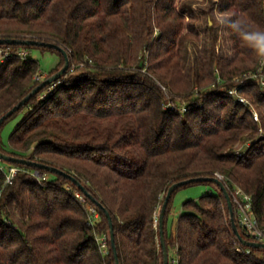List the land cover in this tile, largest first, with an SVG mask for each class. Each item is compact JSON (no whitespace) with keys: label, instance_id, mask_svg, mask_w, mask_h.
I'll use <instances>...</instances> for the list:
<instances>
[{"label":"trees","instance_id":"trees-1","mask_svg":"<svg viewBox=\"0 0 264 264\" xmlns=\"http://www.w3.org/2000/svg\"><path fill=\"white\" fill-rule=\"evenodd\" d=\"M180 4L0 0V40L56 44L69 56L66 74L0 126L2 154L67 174L0 160V264H116L107 214L120 264H164L156 219L169 189L190 179H219L217 174L226 187L252 197L264 228V87L245 79L264 76L263 61L231 29L233 57L217 56L215 27L208 24L211 48L184 73L187 42L199 34ZM215 6L250 29L264 28V0L212 2L210 17ZM32 50L59 57L42 82L34 79L41 66ZM85 60L91 65L79 68ZM65 63L53 47L0 44V119ZM234 90L258 112L260 123L230 95ZM12 121L17 124L5 142L2 132ZM239 143L247 148L238 150ZM1 165L20 169L11 185H5ZM196 185L218 192L186 201L170 231L176 192ZM234 218L244 239L253 242L236 213ZM164 237L169 264L171 255L177 264H264V247L236 238L228 202L214 182H194L172 194Z\"/></svg>","mask_w":264,"mask_h":264},{"label":"rangeland","instance_id":"rangeland-1","mask_svg":"<svg viewBox=\"0 0 264 264\" xmlns=\"http://www.w3.org/2000/svg\"><path fill=\"white\" fill-rule=\"evenodd\" d=\"M212 2H219V0H181V4L179 6L180 10H183L185 8L187 11L191 13V18H188V21L191 22L194 29L199 34V38H190L187 42V48L186 52L183 56V72L188 73L190 69H192L195 66V62L200 60L205 52L211 48L212 45V33L211 30L208 27L209 25H212L215 27V34L217 36L216 44H215V52L217 56L225 57V58H232L233 57V43L229 38L228 34V28H224L220 25H218L214 19V13L217 11V6L214 7V11L210 17L209 9L212 6ZM213 17V19H211ZM31 56L34 60L38 61L41 66L40 72H43L45 76L47 77V74L58 64L59 57L58 55L51 54V53H42L40 50H32ZM264 65V64H263ZM250 75V74H248ZM259 75L263 78L264 82V76L259 73ZM251 76V75H250ZM250 76H247L246 81H255L256 78H250ZM262 81L257 82L261 84L262 87H264V83ZM164 93L167 91L166 89L161 86ZM234 93V94H232ZM230 95L234 97V100H245L246 103L241 102L245 107L250 109V111L254 115L255 119V113L258 115V112L254 109V107L242 96L234 90L233 92H230ZM43 98V97H41ZM259 119V115H258ZM256 121V120H255ZM257 122L260 123V120ZM17 124V121H12L7 124L6 128L2 132V138L5 142L8 141V137L11 134V132L14 130L15 125ZM263 136V134H262ZM236 148L238 150H245L247 148V145L244 143H239L236 145ZM220 180V179H219ZM223 184L224 182L220 180ZM225 185V184H224ZM226 187V186H225ZM239 188V187H238ZM228 193L229 190L226 187ZM210 191L214 192L215 194L218 192V190L215 187H207L204 185H196L189 188L180 189L176 192L174 198H173V204L171 209V214L169 216L168 221V228L170 231L173 229L175 230L176 222L179 218V216L182 214V206L186 201L189 200H199V198L205 196ZM230 195V194H229ZM231 198V196H230ZM232 201V200H231ZM234 214L236 213L235 205L232 202ZM237 215V214H236ZM238 220V217H237ZM240 231V230H239ZM241 233V232H240ZM172 261L176 258L171 255Z\"/></svg>","mask_w":264,"mask_h":264},{"label":"water","instance_id":"water-1","mask_svg":"<svg viewBox=\"0 0 264 264\" xmlns=\"http://www.w3.org/2000/svg\"><path fill=\"white\" fill-rule=\"evenodd\" d=\"M0 44H8V45L24 44V45H36V46L37 45L49 46V47H53V48L59 50L64 55L65 60H66L65 66L59 71V73L57 75H55L54 77L48 79L47 81H44L43 84L39 88H37L35 91H33V93L31 95L26 97L12 111H9V113L7 115H5L4 117H2L0 119V126H1L7 117L11 116L14 113V111L19 109L24 104H26L27 101L32 96L38 94L43 86H45L47 84H53V83L59 81L66 74V72L69 69V56H68V54L66 53V51L62 47H60V46H58L56 44L40 43V42L35 41V40H27V41L0 40ZM0 160L6 161V162H12V163L18 162V163L25 164V165H28V166L45 168V169L50 170L53 173H57V174L62 175V176H67V174L64 171L60 170V169L45 167L43 165H40V164H37V163H34V162H30V161H27V160H19V159L7 157L4 154H2L1 152H0ZM69 177H70V179L73 182L77 183V181H76V179L74 177H72V176H69ZM194 182H214V183H216L221 188V191L223 192V194L226 197V200L228 202L232 230H233L236 238L239 240V242L242 245H245V246H249V247H253V248L264 247V244H262V243H256V242L247 241L246 239H244L243 235L240 233V231H239V229L237 227L235 218H234V210H233V205H232V201H231L230 195H229L225 185L219 179H213V178L190 179V180H187V181L176 183L169 189V191H168V193L166 195L165 203H164V205L162 206V209H161V213H160V216H159V223L158 224H159V230H160V246H161L162 250L164 251V264H169V255H168V251H167V248H166L165 237H164V217H165V214H166V210H167V206H168L169 200H170L172 194L178 188H180L182 186H185V185H188V184H191V183H194ZM80 188L85 194L88 195V193L85 191L83 186L80 185ZM107 217H108V219L110 221V227H111V230H110V241H111L112 247L114 249L115 258H116V264H120L118 252H117V249L115 247V239H114L112 221H111V218H110V216L108 214H107Z\"/></svg>","mask_w":264,"mask_h":264},{"label":"built area","instance_id":"built-area-1","mask_svg":"<svg viewBox=\"0 0 264 264\" xmlns=\"http://www.w3.org/2000/svg\"><path fill=\"white\" fill-rule=\"evenodd\" d=\"M6 57L8 54L5 55ZM22 57L27 56V52H24L21 54ZM264 64V61L262 62ZM87 65H91V61L89 64L87 63V60L82 61L79 63L78 67L79 68H86ZM75 70V66L71 69V72ZM251 75V76H250ZM246 75L250 76V78H256V82H263V78L259 75V73L256 74H251ZM46 78L45 74L43 72H39L37 76H35V81L36 82H42ZM264 83V82H263ZM233 92V91H232ZM234 94V93H232ZM240 102L246 103L245 100L239 99ZM167 108H170L172 110H176L179 113H185L186 108L183 107L181 109H178L174 104H170L167 106ZM255 120L258 121V115L255 113ZM1 171L5 175V185H11L17 176L18 172L20 171L19 168L17 167H8L6 165H1ZM217 177L222 180L223 182L225 181L224 177L220 174H217ZM229 190V194L231 196V200L235 205L236 209V214L238 217V222L240 226L243 228L245 231V234L247 237L252 239L253 242L256 243H262L264 242V228H261L256 217L254 214V209H253V201L252 197L245 193L242 189L236 188V189H231L227 186ZM77 198L81 201H84V199L81 196H77ZM92 212L95 214L94 217H97L98 214L95 213L94 210ZM159 220L156 219V223L158 224ZM98 243L100 245V248L104 254H107V239L104 236L98 237ZM238 251H241V248L239 247ZM249 253V251H247ZM172 264H177V259L172 261Z\"/></svg>","mask_w":264,"mask_h":264},{"label":"clouds","instance_id":"clouds-1","mask_svg":"<svg viewBox=\"0 0 264 264\" xmlns=\"http://www.w3.org/2000/svg\"><path fill=\"white\" fill-rule=\"evenodd\" d=\"M214 19L218 25L231 29L258 59L264 61V28L250 29L235 14L219 10L214 13Z\"/></svg>","mask_w":264,"mask_h":264}]
</instances>
